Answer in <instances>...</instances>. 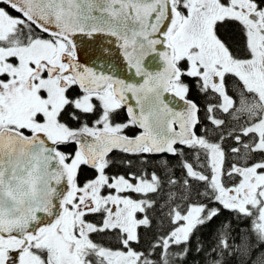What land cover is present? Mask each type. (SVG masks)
Listing matches in <instances>:
<instances>
[{
	"label": "snow or ice",
	"instance_id": "snow-or-ice-1",
	"mask_svg": "<svg viewBox=\"0 0 264 264\" xmlns=\"http://www.w3.org/2000/svg\"><path fill=\"white\" fill-rule=\"evenodd\" d=\"M225 211L203 264H264V0H0V264H185Z\"/></svg>",
	"mask_w": 264,
	"mask_h": 264
},
{
	"label": "trees",
	"instance_id": "trees-1",
	"mask_svg": "<svg viewBox=\"0 0 264 264\" xmlns=\"http://www.w3.org/2000/svg\"><path fill=\"white\" fill-rule=\"evenodd\" d=\"M229 217H230V214L225 211L221 216L214 219L210 224L200 228L197 231L196 236L193 238V241H192L193 251H191L189 253V255L187 256L185 264H203V254L197 255V253L194 250L196 238L197 237L203 238L205 241V244L207 246V243L209 242V238L211 236L212 231L214 229H216L217 225H219L221 223V221H223ZM232 223H233V227H237L235 220H233ZM239 227H244V224H240ZM261 247L264 248V246H261ZM257 250H259V249H257ZM229 264H236L235 257H233L232 260L229 261Z\"/></svg>",
	"mask_w": 264,
	"mask_h": 264
},
{
	"label": "flooded vegetation",
	"instance_id": "flooded-vegetation-1",
	"mask_svg": "<svg viewBox=\"0 0 264 264\" xmlns=\"http://www.w3.org/2000/svg\"><path fill=\"white\" fill-rule=\"evenodd\" d=\"M113 171H116V170H113ZM120 171H122V169H121ZM177 175H179V171H177ZM134 195H135V194H134Z\"/></svg>",
	"mask_w": 264,
	"mask_h": 264
}]
</instances>
